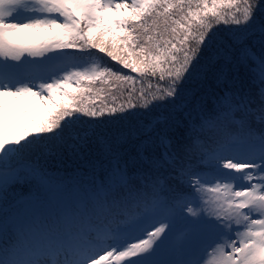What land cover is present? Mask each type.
<instances>
[{
	"label": "snow or ice",
	"instance_id": "1",
	"mask_svg": "<svg viewBox=\"0 0 264 264\" xmlns=\"http://www.w3.org/2000/svg\"><path fill=\"white\" fill-rule=\"evenodd\" d=\"M258 13L261 0H0V264H264ZM220 23L236 30L217 46ZM101 53L130 73L84 67ZM227 65L243 70L247 88L235 87V77L227 83ZM209 75L223 85L213 102L181 138L158 134L139 169L114 157L85 188L33 162L42 145L73 139L85 117L122 120L138 107L175 105L189 81ZM148 77L160 93L151 103L95 105L91 94L104 90L96 82ZM23 185L37 195L13 204Z\"/></svg>",
	"mask_w": 264,
	"mask_h": 264
},
{
	"label": "trees",
	"instance_id": "2",
	"mask_svg": "<svg viewBox=\"0 0 264 264\" xmlns=\"http://www.w3.org/2000/svg\"><path fill=\"white\" fill-rule=\"evenodd\" d=\"M261 4H264V0H261ZM242 8L243 4H241ZM261 18H264V13L257 14V23L260 22ZM235 30L236 26L232 24L224 25L220 23L218 27H215L213 31L218 33L217 40L219 41L217 46L228 44V40L232 37ZM93 51L95 52L96 50ZM91 58H97V61L103 67L110 66L114 71L121 69L119 64L111 61L105 54L101 53ZM225 71L227 83L232 84L235 77V87L243 86L247 88L248 78L244 75L243 70H237L227 65L225 66ZM127 73H130L129 69H121V74ZM131 74L136 75L134 73ZM156 83L157 81L151 77L138 79L135 85L113 80L110 85H102L97 88H103L104 90L96 95L99 97L95 98L94 101L97 107H107L108 105L118 107L120 104H124L127 107L129 103H151L152 96L160 94L156 88ZM149 84L152 87H149ZM133 87H135L136 91L132 92V95L129 96L128 92ZM185 87L186 91L182 95L186 98L183 102H177L175 105L164 101L149 108L138 107L130 110L131 118H129L128 112H124V119L122 120L107 116L102 118L103 122L90 120L87 117L83 118L85 122L74 126L72 132L73 139H68L66 143L49 144L51 145L49 147L42 145L44 152H40V154H43L48 159L47 164H43L46 170L51 171L48 174L52 176L61 172L81 171L82 169H86L87 164L91 162H97L93 167L97 166V168L104 171L109 167L110 163H116L114 157H118L122 164L126 161L125 164L130 170L143 167L146 161L142 159L141 152H143L144 156H148L153 151L155 143H158V134H167L173 138H181L186 123L190 124L192 120L196 119L195 112L189 111L193 109L194 103L200 104V107L203 104H211L213 102V94L219 92L223 85H217L214 76L209 75L207 79L197 77L189 81V84ZM141 91L144 92L146 99L139 98ZM113 95L117 97L115 101L112 100ZM91 129H95V135L92 134ZM85 132L88 133L85 140L75 138L78 135H83ZM71 140L73 142L68 143ZM76 147L80 148V155L76 159L69 162L61 158L58 161L52 160L59 154L66 156L67 152L74 151ZM124 149L126 151L123 153ZM89 153L95 158L89 160L87 156ZM35 155L33 162H42V160L35 158ZM61 164L63 165L60 169L58 166ZM73 165H78V167L69 169ZM26 191L31 193V189L27 186L25 194L27 193ZM21 198H16V200ZM16 200L14 202L12 200V203L15 204Z\"/></svg>",
	"mask_w": 264,
	"mask_h": 264
},
{
	"label": "rangeland",
	"instance_id": "3",
	"mask_svg": "<svg viewBox=\"0 0 264 264\" xmlns=\"http://www.w3.org/2000/svg\"><path fill=\"white\" fill-rule=\"evenodd\" d=\"M45 32H46V30H28V32L26 33V35H28V36H38V35H43ZM66 51H67V50H66ZM68 52H69V53H72L71 51H68ZM95 60L97 61V58H96ZM97 62H98V61H97ZM84 67H85V68H89V67H91V65L85 63V64H84ZM85 83H87V82H85ZM99 86H102V85H101L99 82H96L95 87H96V88H99ZM71 87H72V88H76V85L73 84ZM69 90H71V89H69ZM97 94H98V93H96V92H94V93L91 94L93 100H94L95 98H98V97H99V96H96ZM95 105H96V104H95ZM43 112H44V109H43L42 107L37 109V115H42ZM71 142H73V140L69 141L68 143H71ZM44 146H45V147H49V146H51V145L48 144V145H44ZM43 150H44V149H43ZM73 150H74V149H73ZM42 152H44V151H42ZM79 155H80V148H79V147H76L74 151L67 152V155H66L67 157H66V156H62L61 154H59L55 159L53 158L52 160H57V159H60V158H61V159H66V160L72 161V160L76 159ZM68 157H70V158H68ZM35 158H37V159H39V160H42V162H36V161H35L36 163H38V164H47L48 159H46L45 156H44L43 154H40V152L36 153ZM69 161H68V162H69ZM77 173H78V172H75V173H73V174H77ZM70 175H72V174H70ZM76 184H77V182L74 183L73 185H76ZM26 186H27V185L17 186V187L15 188V191L11 193V196H12V200H13V202L16 200V198H21V197H23V196H25L24 198L27 197V193H26V194L24 193V192H25V188H26ZM28 199H31V197H28Z\"/></svg>",
	"mask_w": 264,
	"mask_h": 264
}]
</instances>
